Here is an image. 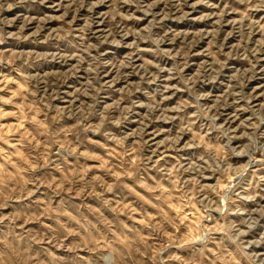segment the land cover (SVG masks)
<instances>
[{"label":"clouds","instance_id":"obj_1","mask_svg":"<svg viewBox=\"0 0 264 264\" xmlns=\"http://www.w3.org/2000/svg\"><path fill=\"white\" fill-rule=\"evenodd\" d=\"M0 264H264V0H0Z\"/></svg>","mask_w":264,"mask_h":264}]
</instances>
